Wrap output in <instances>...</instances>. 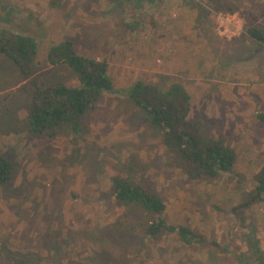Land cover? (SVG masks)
I'll list each match as a JSON object with an SVG mask.
<instances>
[{"label": "rangeland", "instance_id": "374dc122", "mask_svg": "<svg viewBox=\"0 0 264 264\" xmlns=\"http://www.w3.org/2000/svg\"><path fill=\"white\" fill-rule=\"evenodd\" d=\"M193 1L215 23L217 59L199 36V42L191 39L195 55L187 49L165 52L163 39L171 31L167 0H0V25L40 42L39 77L76 85L69 69L45 60L51 44L70 40L80 54L107 61L115 85L83 120L80 133L37 136L25 128L33 88L0 58V153L14 168L12 180L0 189V264H256L263 259L254 247L264 243V207L235 208L253 188V166L260 165L264 144V49L246 34L247 27H264V0ZM210 60L219 73L215 81L205 73ZM174 65L177 76L169 71L175 72ZM138 80L183 83L192 95L193 117L235 147L236 174L207 183L168 168L160 135L122 98ZM113 175L130 176L158 193L168 205L166 219L192 229L198 243L185 245L174 234L159 242L135 231L124 234L125 209L111 195ZM112 232L123 234L121 246Z\"/></svg>", "mask_w": 264, "mask_h": 264}, {"label": "trees", "instance_id": "16d2710c", "mask_svg": "<svg viewBox=\"0 0 264 264\" xmlns=\"http://www.w3.org/2000/svg\"><path fill=\"white\" fill-rule=\"evenodd\" d=\"M209 1L219 4L217 0ZM227 8L233 11L232 6ZM246 34L264 48L263 26L247 27ZM40 51L36 37L0 25V58L16 68L21 82L27 84L26 88H33L25 128L37 136L53 135L62 130L80 133L87 115L96 109L105 95L115 90L108 63L80 54L73 41L53 43L46 49V63L69 69L77 83H52L38 76ZM121 95L143 115L149 129L160 135L168 168L184 173L193 181L207 183L236 174L239 159L235 147L215 137L204 120L193 117L192 95L183 83L172 81L161 86L138 80ZM260 118L264 121V116L260 115ZM13 172L12 161L0 153V189L12 180ZM110 179L112 199L125 209L124 234L131 235L135 231L150 242H159L174 234L185 245L198 243L200 236L192 229L166 219L168 205L158 193L130 176L113 175ZM252 183L253 188L248 190L235 211L264 203V152ZM117 234L120 238L117 237L116 244L121 246L125 240L123 234L112 232L113 237ZM102 255L106 256L107 251Z\"/></svg>", "mask_w": 264, "mask_h": 264}, {"label": "crops", "instance_id": "0c3cea01", "mask_svg": "<svg viewBox=\"0 0 264 264\" xmlns=\"http://www.w3.org/2000/svg\"><path fill=\"white\" fill-rule=\"evenodd\" d=\"M159 1V0H158ZM166 1V0H164ZM169 3L167 6H169L170 14L167 15V18L171 20L170 23V35L168 37L165 36L164 40V46H165V52L166 50L169 51L172 55L180 54V50L187 49L191 55H195L197 51L193 48H196V46H191L193 42H191V39L194 38L196 42L198 41L197 36H199V41L206 47L207 53H211L212 58L217 59L218 53L213 51L216 49L215 45L218 46V37L215 30V23L212 19V16L209 14V12L202 10L200 7L196 6L194 4L193 0H167ZM173 20V21H172ZM193 29H197L198 31L193 34ZM192 35V37H188ZM194 36V37H193ZM198 41V42H199ZM262 47V46H261ZM189 49V50H188ZM222 49V48H221ZM264 49V48H261ZM177 52V54H176ZM217 54V55H216ZM172 55L170 57H172ZM206 74L209 76L208 80L215 81L218 79V70L215 67V63H212V60H210L209 63L206 64ZM170 67V66H169ZM173 67L176 68L174 65ZM173 70L169 69L172 74L175 73V76L180 72L178 68ZM210 87V86H209ZM227 94H233V91L227 90ZM243 94V92L241 93ZM261 153L264 152V144H262ZM252 156H255L254 152L251 154ZM259 165H255L254 171L258 169ZM244 173H246L245 170H243ZM250 173L247 171L246 175H249ZM262 207H264V203L262 204ZM259 215L256 216V218L253 219L254 225H258L259 221ZM264 219V214L262 216ZM259 227H257L256 230H258ZM256 239V238H255ZM256 241V240H255ZM255 253L261 258L262 260H258L256 264H264V243L261 242V244L257 243V246L254 247Z\"/></svg>", "mask_w": 264, "mask_h": 264}]
</instances>
